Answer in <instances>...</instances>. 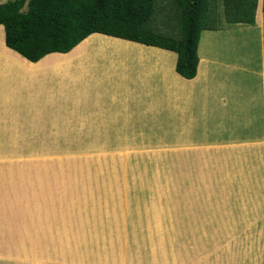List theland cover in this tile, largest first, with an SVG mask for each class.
<instances>
[{"label": "rangeland", "instance_id": "rangeland-1", "mask_svg": "<svg viewBox=\"0 0 264 264\" xmlns=\"http://www.w3.org/2000/svg\"><path fill=\"white\" fill-rule=\"evenodd\" d=\"M157 8L175 30L173 0ZM6 129L0 264H264V142L253 134L199 149L79 140L81 126L38 117Z\"/></svg>", "mask_w": 264, "mask_h": 264}, {"label": "crops", "instance_id": "crops-1", "mask_svg": "<svg viewBox=\"0 0 264 264\" xmlns=\"http://www.w3.org/2000/svg\"><path fill=\"white\" fill-rule=\"evenodd\" d=\"M220 5L218 29L203 30L209 37L199 43L193 79L178 74L176 52L101 33L67 53L30 61L7 46L0 24V133L38 117L53 127L81 126L78 132L88 137L79 140L87 141L194 143L199 149L213 143L220 149L253 134L264 142L263 0L254 25L228 23L224 1ZM93 67L98 77L90 74Z\"/></svg>", "mask_w": 264, "mask_h": 264}, {"label": "trees", "instance_id": "trees-1", "mask_svg": "<svg viewBox=\"0 0 264 264\" xmlns=\"http://www.w3.org/2000/svg\"><path fill=\"white\" fill-rule=\"evenodd\" d=\"M219 1L173 0L175 30L159 25L157 0H13L0 4V24L7 46L30 61L67 53L89 35L101 33L174 51L178 74L193 79L201 32L219 27ZM223 1L228 23L255 24L258 0Z\"/></svg>", "mask_w": 264, "mask_h": 264}]
</instances>
